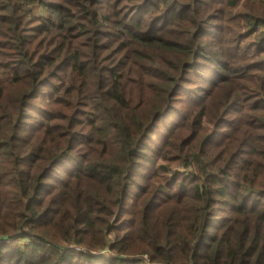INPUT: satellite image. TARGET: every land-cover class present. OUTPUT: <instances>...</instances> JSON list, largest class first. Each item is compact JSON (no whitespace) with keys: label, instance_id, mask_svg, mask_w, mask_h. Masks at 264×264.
<instances>
[{"label":"trees","instance_id":"16d2710c","mask_svg":"<svg viewBox=\"0 0 264 264\" xmlns=\"http://www.w3.org/2000/svg\"><path fill=\"white\" fill-rule=\"evenodd\" d=\"M0 264H264V0H0Z\"/></svg>","mask_w":264,"mask_h":264},{"label":"rangeland","instance_id":"374dc122","mask_svg":"<svg viewBox=\"0 0 264 264\" xmlns=\"http://www.w3.org/2000/svg\"><path fill=\"white\" fill-rule=\"evenodd\" d=\"M46 1L55 2L56 0H46ZM35 13L36 14H43L44 13V10L41 7L38 6L35 9ZM210 130H211L210 125L205 124V126L203 127V134H204V136H207L210 133Z\"/></svg>","mask_w":264,"mask_h":264}]
</instances>
